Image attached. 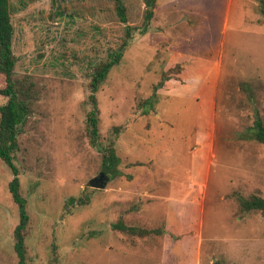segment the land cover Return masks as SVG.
Returning a JSON list of instances; mask_svg holds the SVG:
<instances>
[{"label":"rangeland","instance_id":"374dc122","mask_svg":"<svg viewBox=\"0 0 264 264\" xmlns=\"http://www.w3.org/2000/svg\"><path fill=\"white\" fill-rule=\"evenodd\" d=\"M121 1L126 23L113 0H10L15 76L36 91L15 156L25 264H264V211L239 206L264 199L252 130L264 120V0H158L142 35L143 0ZM125 26L131 40L96 94L119 175L90 189L104 171L87 132L89 76ZM11 179L0 161V264H18Z\"/></svg>","mask_w":264,"mask_h":264},{"label":"trees","instance_id":"16d2710c","mask_svg":"<svg viewBox=\"0 0 264 264\" xmlns=\"http://www.w3.org/2000/svg\"><path fill=\"white\" fill-rule=\"evenodd\" d=\"M115 3V13L117 17L126 23L125 7L121 0H113ZM158 0H143L145 6L144 21L139 35L147 31L150 20L153 16V9ZM125 39L121 42L118 49L109 54L108 60L95 67L89 76L87 98L90 111L87 114L86 124L90 144L97 148L101 153V169L116 177L119 175L117 166L119 158L115 152V139L110 138L108 142L102 144L98 131L99 109L96 94L100 87L105 83L108 75L114 66L120 64L124 52L131 40L130 26H125ZM13 26L10 18V0H0V75L4 77L5 87L0 89V95L6 98V102L0 106V161L11 172L12 179L8 184L9 193L13 202L17 205L19 213V223L14 230L13 249L18 258V264H25V246L23 232L28 223L26 213V200L20 192L19 171L15 164V156L19 151L18 136L21 127L24 125L27 116L30 114L35 102V84L26 77L17 78L15 76L16 58L12 52ZM253 139L264 145V120L256 119L252 126ZM94 191H85V193ZM87 195L84 197H71L67 200L65 207H84L90 202ZM239 206L243 212L250 213L264 211V199L257 196L239 199ZM112 228L121 232H126L139 237L157 233L156 230L137 229L126 226L124 223H115Z\"/></svg>","mask_w":264,"mask_h":264},{"label":"water","instance_id":"95a60500","mask_svg":"<svg viewBox=\"0 0 264 264\" xmlns=\"http://www.w3.org/2000/svg\"><path fill=\"white\" fill-rule=\"evenodd\" d=\"M109 181L105 172L98 173L97 176L88 181L87 187L90 189H103Z\"/></svg>","mask_w":264,"mask_h":264}]
</instances>
